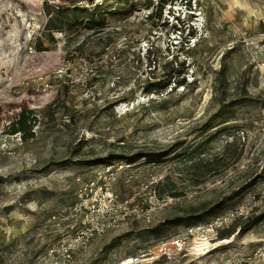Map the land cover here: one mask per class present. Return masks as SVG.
I'll use <instances>...</instances> for the list:
<instances>
[{
  "label": "rangeland",
  "instance_id": "obj_1",
  "mask_svg": "<svg viewBox=\"0 0 264 264\" xmlns=\"http://www.w3.org/2000/svg\"><path fill=\"white\" fill-rule=\"evenodd\" d=\"M81 1L0 0V264H51L50 249L79 225L70 216L77 177L94 176L108 154L172 151L114 183L125 200L154 174L172 199L153 221L124 222L64 264H129L190 227L246 214L264 188V0H113L99 12L103 30L48 29L47 5L86 8ZM165 1L161 21L147 20ZM182 22L195 36L172 33ZM226 104L233 120L204 132ZM30 111L29 133L14 132ZM231 142L209 171L198 163L197 151L209 162ZM215 205L222 210L188 225ZM232 226L204 254L143 264H264V205L219 233Z\"/></svg>",
  "mask_w": 264,
  "mask_h": 264
},
{
  "label": "built area",
  "instance_id": "obj_2",
  "mask_svg": "<svg viewBox=\"0 0 264 264\" xmlns=\"http://www.w3.org/2000/svg\"><path fill=\"white\" fill-rule=\"evenodd\" d=\"M105 0H83L84 7L102 5ZM75 6V5H73ZM174 19L177 18L174 17ZM95 72H87L78 77L74 82L79 83L84 78L94 75ZM84 76V77H83ZM133 164L124 161H116L103 164L100 170L94 173L91 178L77 177V192L75 203L70 208V216L78 218V227L73 234L62 241L56 248L49 251L51 264H64L73 260L78 252H85L91 242L104 236L107 232L117 228L120 224L129 220L133 222L149 223L155 215L166 205L169 197L159 195L161 179L157 175H151L145 182H142L141 194H133L131 197L121 200L114 190V183L117 176L130 169ZM264 205V188L254 204L244 211L246 214L254 212V208ZM243 209L235 211L234 214L223 217H216L214 222L208 224L216 231V237H207V226L197 225L186 230L183 236L170 241L160 242L156 252L153 254H139L129 259V264H143L159 257L170 258L174 254L188 253L190 250L197 254H204L209 251L208 245L217 238L219 230L225 226L227 221H235L245 216ZM208 226V227H209ZM207 227V229H208ZM202 251V252H201ZM260 255L264 253L259 252Z\"/></svg>",
  "mask_w": 264,
  "mask_h": 264
},
{
  "label": "trees",
  "instance_id": "obj_3",
  "mask_svg": "<svg viewBox=\"0 0 264 264\" xmlns=\"http://www.w3.org/2000/svg\"><path fill=\"white\" fill-rule=\"evenodd\" d=\"M67 1V0H65ZM107 1H113V0H105V2ZM123 0H118V2H121ZM163 1V0H162ZM104 2V3H105ZM104 3L102 5H97L95 6V9L93 10V12L91 13L90 10H88L87 8H81V7H76V6H70L69 8H60L58 6H48L47 4V12L46 14L48 16H50L47 25H48V29L51 30H56V31H64V30H71L77 27H84L88 30H100V29H104L105 25H106V21L104 16L100 15V10L103 8ZM167 5L166 1L162 2L161 7H157V6H153L152 12L147 16V20H153V19H157L158 21H161V19L163 18V8H165V6ZM177 21L181 22L179 18H177ZM183 27L181 28H176V26L172 27V33L176 32L177 30L180 32L181 34H185L186 30L188 31L187 35L193 37L195 36V33H189V27H185L187 24L189 23H185L182 22ZM149 53L151 54V50H149ZM170 73L169 75L172 77V74L175 75V71L173 72H168ZM171 77H169L168 81L166 82V84L162 87H166L167 85L171 84ZM174 84H176L177 86H183L186 81L184 78L181 79H175ZM151 90H149L148 92H150ZM32 114V112H23L21 113L11 124L13 127V131L14 132H24V133H29L30 131V125H29V121L30 120V115ZM234 118V110L231 108L230 105L226 104L223 105L215 114H213L207 121H206V126L204 128V132H206L207 130H211L213 129L215 126L218 125H223L225 123H228L230 121H232ZM33 122H36V119H33ZM232 144L228 143L224 149V151L222 152V154L219 155V157L214 158L213 160L209 161V162H204L202 159H200L201 155L203 154V152H201L202 150H199L196 152L197 157H198V163L200 165H202L203 168L206 169V171H209L210 167L209 165H212L213 162L215 163H219V162H223L224 159H226V157L228 156L226 152L227 148L230 147ZM172 151H163V152H145V151H140V152H136L133 154H122V155H115V154H108L105 158H103L101 161L103 164H109V163H113L116 161H124L128 164H134L142 159H147L150 160L152 162H156V161H160L161 159H163L164 157L168 156ZM159 195L161 197L162 194L160 192L159 189ZM222 210V206L219 205H215L213 207H211L210 209H208L207 214H204L203 216H199L198 218L195 219H188V225L195 223L198 219H202L203 217H207V216H214L215 214H217L218 212H220ZM198 212V211H195ZM194 213V212H193ZM206 213V212H205ZM207 215V216H206ZM261 219V218H257V221ZM182 223H184V220L181 219L180 220ZM236 221V220H235ZM176 225V224H175ZM232 230L228 233L229 229H227V232H222L220 233V237H222L221 239L226 238L225 235H227L228 237L232 236L234 234V232H236V228L234 226H232ZM239 232L241 231V229L238 230Z\"/></svg>",
  "mask_w": 264,
  "mask_h": 264
}]
</instances>
